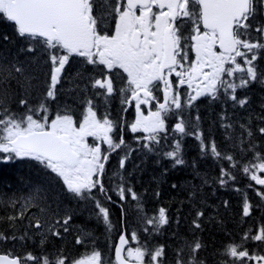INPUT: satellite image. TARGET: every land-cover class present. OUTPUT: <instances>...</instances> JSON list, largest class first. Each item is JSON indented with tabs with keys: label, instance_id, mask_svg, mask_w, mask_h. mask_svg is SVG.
<instances>
[{
	"label": "snow or ice",
	"instance_id": "1",
	"mask_svg": "<svg viewBox=\"0 0 264 264\" xmlns=\"http://www.w3.org/2000/svg\"><path fill=\"white\" fill-rule=\"evenodd\" d=\"M0 28V164L35 174L24 195L0 196V245L12 244L0 264H264V98L257 108L250 96L264 87V0H0ZM203 100L221 106L223 146L201 127ZM188 137L217 163L211 181L185 159ZM149 158L161 177L168 161L200 180L184 189L189 233L172 231L171 244L155 241L186 217L149 213L131 183L128 165ZM205 186L238 193L243 218L260 213L239 240L202 239L217 223ZM85 213L108 234L103 249L76 225ZM68 235L84 251L49 249ZM29 242L38 251H16Z\"/></svg>",
	"mask_w": 264,
	"mask_h": 264
},
{
	"label": "trees",
	"instance_id": "2",
	"mask_svg": "<svg viewBox=\"0 0 264 264\" xmlns=\"http://www.w3.org/2000/svg\"><path fill=\"white\" fill-rule=\"evenodd\" d=\"M0 31H10V29L0 28ZM72 74L74 75L75 73L73 72ZM250 96L253 106L258 108L261 99L264 98V87L259 85L253 86ZM199 111L203 117L201 124L202 129L206 134L210 133L211 136L216 139L217 143L223 146V130L214 123L216 114L221 111V106L219 104L209 105L207 100H203L199 103ZM126 139L130 144L134 145L130 133L126 135ZM184 146L185 159L189 164L193 159L197 160L198 170L201 176L208 178L209 181L218 176L219 168L217 163L210 158H200L198 142L196 140L188 137L184 141ZM135 162L140 163V160L137 159ZM162 164L164 167H169L170 169L169 173L164 177L160 176L162 170L161 165L156 164L151 158L145 160L140 171H134L131 164L128 165V171L133 172L131 183L136 191L145 196V203L149 213L164 206L169 209L171 216L174 217L177 209H180L186 217V219L182 221L179 229L173 224L164 235L157 237L155 241L157 243L171 244L172 231H179L182 235L189 233L187 224L190 223V213L193 210L189 206L188 193L184 189H186L189 184H199L200 180L193 179L192 169L190 167L180 170L171 169L168 161H163ZM117 165L118 160L114 155L110 162L109 170H115ZM34 175L32 169L24 162L0 164V196H11L13 194L24 195L25 188L30 178H33ZM172 183H176L178 189H172L170 187ZM247 183H249V181L238 174V186L244 188ZM215 188L214 195L212 187L205 186L202 189L207 204L210 206L207 208V215L215 216L217 220L215 224L206 223L205 231L202 233V239L209 245L220 247L228 236L239 240L240 234L256 223L260 213H254L251 218H243L241 215V196L231 191L229 188L221 189L218 186H215ZM145 189H147V192H145ZM156 190H159L161 193L159 200L153 196V192ZM249 196L253 200L257 199L251 190H249ZM224 200L229 201V208L227 210L222 206ZM111 211L113 213V222L117 223L120 217L119 209L112 206ZM217 213H219V215H216ZM76 225L86 226L87 229L95 235L98 246L102 249L104 248L109 236L105 232L104 227L96 223L94 217H89V215L85 213L77 218ZM3 228H6V225H0V229ZM112 236L114 238L115 233H113ZM53 245L56 247H65L73 255H77L84 251L80 246L74 245V235H68L65 241L54 240L52 244L48 245L49 249H51ZM11 247V243L0 245V250ZM15 247L16 251L21 253L24 251H38L37 248L32 247V242H29V246L26 248L22 247L20 244H17Z\"/></svg>",
	"mask_w": 264,
	"mask_h": 264
},
{
	"label": "flooded vegetation",
	"instance_id": "3",
	"mask_svg": "<svg viewBox=\"0 0 264 264\" xmlns=\"http://www.w3.org/2000/svg\"><path fill=\"white\" fill-rule=\"evenodd\" d=\"M129 119H131V116H129Z\"/></svg>",
	"mask_w": 264,
	"mask_h": 264
}]
</instances>
